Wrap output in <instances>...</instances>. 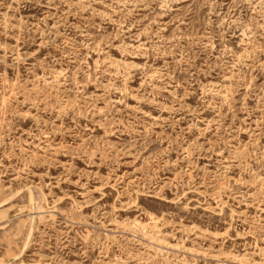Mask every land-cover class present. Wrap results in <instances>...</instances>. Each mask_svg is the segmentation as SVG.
I'll list each match as a JSON object with an SVG mask.
<instances>
[{"label": "rangeland", "instance_id": "obj_1", "mask_svg": "<svg viewBox=\"0 0 264 264\" xmlns=\"http://www.w3.org/2000/svg\"><path fill=\"white\" fill-rule=\"evenodd\" d=\"M0 264H264V0H0Z\"/></svg>", "mask_w": 264, "mask_h": 264}]
</instances>
